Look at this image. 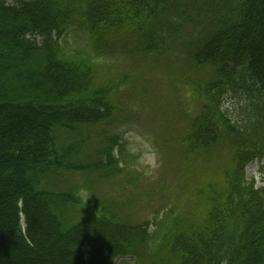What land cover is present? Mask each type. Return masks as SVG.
Here are the masks:
<instances>
[{"label": "trees", "instance_id": "trees-1", "mask_svg": "<svg viewBox=\"0 0 264 264\" xmlns=\"http://www.w3.org/2000/svg\"><path fill=\"white\" fill-rule=\"evenodd\" d=\"M186 4L203 8L188 55L213 72L181 82L197 100L178 134L182 156L200 158L199 172L173 190L183 199L150 231L149 221L118 218L79 187L41 188L40 178L60 169L102 177L122 169L115 136L102 159L74 164L70 149L58 150L56 126L78 132L113 114V86L92 85L90 54H64L59 38L77 27L95 50L116 39L156 54L177 36L168 12L191 17ZM232 93L249 95L247 123L226 111ZM222 145L229 153L211 167ZM254 160L259 185L246 176ZM117 255L139 264H264V0H0V264H113Z\"/></svg>", "mask_w": 264, "mask_h": 264}, {"label": "rangeland", "instance_id": "rangeland-1", "mask_svg": "<svg viewBox=\"0 0 264 264\" xmlns=\"http://www.w3.org/2000/svg\"><path fill=\"white\" fill-rule=\"evenodd\" d=\"M202 9H192L186 4L185 11L192 18L187 14L180 17L178 10H170L168 17L177 23L174 28L178 30L177 36H168L166 49L156 54H140L116 39L95 50L86 31L77 27L67 29L59 38L64 54H90L95 64L92 85L113 86V114L109 121L82 126L78 132L56 126L58 150L70 149L68 161L74 164L99 155L102 159L101 149L108 145L109 137L115 136L118 142L113 153L122 169L111 177H102L99 170L60 169L40 178L41 188L79 187L77 190L82 195L91 193L94 201L109 206L118 218L132 223L149 221L150 231L156 229L169 207L183 199L181 191L173 190L183 185V180L189 183L197 167L199 172L200 158L182 156L183 145L178 134L197 106V100L181 82L184 77L196 79L213 72L208 65L196 66L185 45L189 37L198 34L196 24L203 16ZM250 103L249 95L232 93L226 97L224 106L231 117L247 123L254 116L250 113ZM211 152L213 167L223 161L229 149L222 145ZM258 166L257 160L246 166V176H255L256 185L262 184ZM122 259L128 264L142 261H135L134 255H117L113 264H120Z\"/></svg>", "mask_w": 264, "mask_h": 264}]
</instances>
